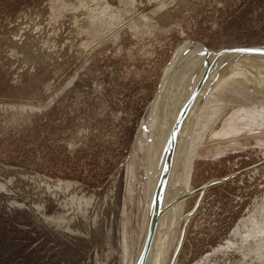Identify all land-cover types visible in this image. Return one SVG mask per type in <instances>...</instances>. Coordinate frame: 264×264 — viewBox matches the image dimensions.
Listing matches in <instances>:
<instances>
[{
	"label": "rangeland",
	"instance_id": "obj_1",
	"mask_svg": "<svg viewBox=\"0 0 264 264\" xmlns=\"http://www.w3.org/2000/svg\"><path fill=\"white\" fill-rule=\"evenodd\" d=\"M189 41L214 52L264 45V0H0V264H134L150 120ZM253 63L264 81V61ZM253 82L203 110L182 228L198 208L175 264H264V99ZM242 107L250 127L214 137Z\"/></svg>",
	"mask_w": 264,
	"mask_h": 264
},
{
	"label": "bare ground",
	"instance_id": "obj_2",
	"mask_svg": "<svg viewBox=\"0 0 264 264\" xmlns=\"http://www.w3.org/2000/svg\"><path fill=\"white\" fill-rule=\"evenodd\" d=\"M261 60L264 61L262 55L206 50L205 45L196 41L187 42L177 51L166 70L165 82L162 83L150 120L151 138L149 137V139L151 143L149 150L152 154L148 179L150 194L147 193L149 195L148 204L145 206V213H143L144 217L134 264H165L170 230L175 227L182 228L180 226L182 207L190 187L184 189L181 181L185 166L190 158L188 157L190 156L189 151L193 148L192 139L195 133H200L207 127V120L204 122L205 120L201 118L203 110L210 102L216 108L224 100L228 104L229 98H233L235 95L241 98L244 92L242 94L237 86L245 85L249 80L255 81L252 83L255 88L263 87V89L260 87L262 94L259 95L257 91L254 92L258 93V98L264 99V81H261L262 77L254 76L252 71L245 68L261 69V66L253 63ZM240 61H246L247 64L239 63L244 67L239 66L236 69V63ZM174 67L177 68L175 75L173 73ZM225 72L235 73L237 78H228L224 75ZM168 76L169 79H167ZM228 79H231V81H228ZM236 83L237 86L234 85ZM164 85H166L165 89ZM253 86L250 84L246 90H251ZM243 98L250 99L246 96ZM243 98L242 104L244 106L252 104V101L248 100V102ZM200 100H202L201 103ZM221 104L220 106H222ZM210 114L212 117L216 116L215 111ZM253 114V111L246 109V107L238 109L226 120L223 130L215 132L213 136L236 135V133L245 130L246 127H250ZM203 116L205 115L203 114ZM210 117L208 118L210 119ZM142 128L146 129V126ZM179 165L180 169H178ZM210 185L212 184L208 186ZM203 189L205 190V188ZM197 208L198 204L183 224L185 227L178 233L175 256L171 264H175L178 259L177 257L186 237L187 224Z\"/></svg>",
	"mask_w": 264,
	"mask_h": 264
},
{
	"label": "water",
	"instance_id": "obj_3",
	"mask_svg": "<svg viewBox=\"0 0 264 264\" xmlns=\"http://www.w3.org/2000/svg\"><path fill=\"white\" fill-rule=\"evenodd\" d=\"M210 49L211 48L206 47V50H210ZM223 49L241 54L264 56V45H237V46H227L224 47Z\"/></svg>",
	"mask_w": 264,
	"mask_h": 264
}]
</instances>
